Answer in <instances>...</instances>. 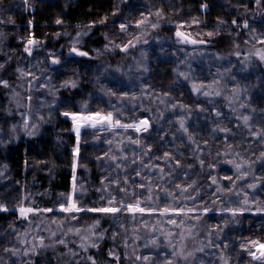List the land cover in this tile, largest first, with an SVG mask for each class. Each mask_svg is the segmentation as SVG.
Wrapping results in <instances>:
<instances>
[{"label": "trees", "instance_id": "obj_1", "mask_svg": "<svg viewBox=\"0 0 264 264\" xmlns=\"http://www.w3.org/2000/svg\"><path fill=\"white\" fill-rule=\"evenodd\" d=\"M160 1L177 24L197 18L218 32L204 45L173 43L155 55L157 36L172 39L170 17L131 39L132 25L112 21L114 0H0V206L8 209L0 211V264H264L252 255L264 242V43L254 45L248 28L264 29V0ZM74 47L87 55H72ZM144 49V75L119 84ZM222 62L232 67L221 72ZM237 64L246 72L257 64L254 88L231 81ZM85 105L122 124L146 118L148 131L114 125L97 140L82 130L73 171L77 140L62 113ZM113 154L127 156V167L113 168ZM73 177L82 184L78 205L105 206L112 193L113 206L138 202L145 212H59L74 199ZM235 208L249 210L232 216Z\"/></svg>", "mask_w": 264, "mask_h": 264}, {"label": "rangeland", "instance_id": "obj_2", "mask_svg": "<svg viewBox=\"0 0 264 264\" xmlns=\"http://www.w3.org/2000/svg\"><path fill=\"white\" fill-rule=\"evenodd\" d=\"M26 0H19V6H21L22 2H25ZM66 2V0H64ZM168 1L170 2V0H163L162 2ZM70 2V1H69ZM115 4H116V12L112 18L113 23H118V24H123L121 22H126L128 23V25H132V27L130 28V32H131V39L133 38H140L142 36H144V34L146 33V31H148L149 29L152 28H159L163 25L162 20L164 17V20H168V18L170 17L169 20H171V23L169 24L170 29L173 31V35H172V39L170 41V39H166V38H161V37H156L155 41H156V46H153V50H154V54L158 55V54H167L169 53L168 50H172L173 49V43L178 44V45H183V46H187V47H198L200 45H204L206 42L205 40L208 38H211L212 36H214V34H216L218 31H215V29L211 28L210 30H205L203 25H201V21L197 18H188L185 19L184 22H181L179 20V23H176V20H172L171 16L177 15V13L171 12V10L169 9L168 11H166V9H160L161 8V1L160 0H114ZM241 0H239L238 3H240ZM18 4V3H17ZM13 7L15 8V6L13 5ZM171 16H170V15ZM179 19H184L183 17H180V15L178 16ZM133 23V24H132ZM166 24V23H165ZM125 30L127 29V26H125ZM121 30V26L119 27ZM248 28H250L252 31L255 32V36H252V41L254 43V45H258L259 43H261V40H264V29H258L255 30L253 27L248 26ZM129 29V28H128ZM127 29V31H128ZM217 30H224V29H218V27H216ZM126 31V33H127ZM179 31L181 33V35L179 37H177L176 32ZM215 31V32H214ZM109 41H111V36H109ZM29 41V40H28ZM28 41L25 42L26 45L28 44ZM76 41H72L71 45L75 44ZM30 46V45H29ZM31 49L33 48H39L37 47V43L34 41V45L30 46ZM172 47V48H170ZM152 48V47H150ZM41 49V47H40ZM73 48H70V53L72 55H76L75 53L72 52ZM39 50V49H38ZM149 53H147V51L144 49L143 51H139L138 56L136 59H134L132 66L130 65L129 69L131 68V72L129 75H127L126 73L124 74V78L122 77V79H119L118 82L121 85L124 86H130L132 80H136L138 79V77L140 76V78L144 75L142 73V70H144L147 67V60L149 59ZM207 56H204L202 58H205V61L210 65L213 64V59L211 54L207 53ZM78 56V55H76ZM180 60L178 61V63H180V61L182 60V58H179ZM35 63L36 61H32L29 62L28 64V71H33V69L35 68ZM257 64H255V69L253 67L250 66V68H252V70L250 72H252V74H250L249 70L248 72H246L244 69V66L237 64L234 66V69L232 71V75H231V81L235 83L236 86L239 87H247V85L250 84V86L252 88H254L255 85H257V81H260L262 79V77H260L259 75V69L256 66ZM220 68H221V72H225L227 71L229 68L232 67V64L230 62H222L220 63ZM249 66V65H248ZM88 75L90 74V71H87ZM139 72V73H137ZM194 75H196L197 70H193ZM139 75V76H138ZM253 78V81H251V79ZM106 79L109 80H113V81H117L116 77L113 76H107ZM250 95L248 94L246 97V100H249ZM252 110V109H251ZM240 112V110H239ZM239 115L237 116H241L242 114H248V110L247 111H241V113H238ZM242 118V116H241ZM68 119V118H67ZM70 120V119H69ZM143 120H147L146 118L140 119V120H136L134 121L131 125L136 126V122H141ZM148 121V120H147ZM71 122V132L72 134L75 136L76 140V134L74 131V124L73 122L70 120ZM149 124V122H148ZM131 129H134V127H130ZM143 131V127L141 126V131ZM76 147L74 148V153H75ZM72 194H70L68 196L72 198L71 196ZM57 211H59V208H57ZM60 212V211H59ZM175 212V211H174Z\"/></svg>", "mask_w": 264, "mask_h": 264}, {"label": "snow or ice", "instance_id": "obj_3", "mask_svg": "<svg viewBox=\"0 0 264 264\" xmlns=\"http://www.w3.org/2000/svg\"><path fill=\"white\" fill-rule=\"evenodd\" d=\"M57 23H60V21H57ZM235 23V22H233ZM245 27H247V25H245ZM121 30H125V26L121 25ZM177 37H179L181 35V33L179 31L176 32ZM261 43H264V40L260 41ZM28 44L34 45V41L33 40H29ZM134 46V45H133ZM25 52H27L29 55L31 54L30 48L26 47L25 48ZM72 52L75 53L78 56H85L87 55V53L82 52V51H78L75 47L72 49ZM261 59H264V55L261 56ZM53 64H58L59 60L53 59L52 60ZM7 86V85H5ZM62 115L65 118L70 119L73 124H74V131L77 137V148L75 150V155H77V161H74V165H73V171H75V167L76 164L79 162L78 161V153H79V139L81 136V132L82 130H91L93 136L99 140V133L100 132H107L110 128H112L114 125L119 128V129H128L130 127H134V130L136 132H140L141 131V127H135L133 125H129L127 123H121V121L117 118L114 120L113 117V113L112 112H107L106 114L101 113V112H93L87 109V106L85 105L82 110L80 112H63ZM246 119V118H245ZM142 127H143V131L147 132L149 125H148V121L147 120H143L140 122ZM181 128H184V124L183 122H181L180 124ZM31 134V133H29ZM133 143H138V140H133ZM104 143L108 144L110 147L108 150L105 151V155L108 154V151H112V145H113V141L111 138H107L104 140ZM116 151H122V149H117ZM167 155V154H166ZM98 159H102V157H98ZM128 157L127 156H116L115 154H113V156L110 158V165L115 168V169H122V168H126L127 165H123L122 163H120V161L122 160H127ZM131 163L135 164L137 163V161L135 159H132ZM203 164V161L201 162ZM101 167H104L103 164L100 165ZM136 176L137 177H141L144 178L142 176V173L139 171H136ZM105 179H107V177H105ZM215 182V181H213ZM109 183H114V181H109ZM77 187L82 188V184H80V182L75 180V177H73V189H74V199L69 197L66 198L59 206V211L62 213H71V214H76V213H80V212H89V213H103V214H111L113 216H115L116 214H122L124 209H127L129 214H132L133 217L135 216L136 213H144L145 212V208L141 207L139 205V203L137 202L136 204H123L121 202V205L119 207L113 206L114 202L116 201V195H113L112 193H109L107 196V204L105 206H99V207H85L83 205H78V201L82 199L83 197V191H81L78 195L75 194V189ZM119 191H127V189L123 186V185H117ZM177 187H179V185H177ZM140 188L143 189L144 185L141 184ZM98 191L101 192V197L100 199H105L104 197V192L106 191V189H98ZM118 195V193H117ZM140 197H137V201H139ZM248 201L244 200V204L248 205ZM8 209L6 207H2L0 206V211H7ZM249 210L247 208H235V209H230L229 211L231 212L232 216H236V215H243V213ZM20 213H32L34 211H38V210H34L32 208H26V207H21L19 209ZM44 211L47 212H52L53 209L52 208H48L45 209ZM165 211H168L167 209H165ZM256 211H261V209H256ZM25 219H27V217H24ZM78 217L76 215H72L70 217V219H77ZM172 223H176V221H171ZM99 221H96V224H98ZM95 227V225H93V228ZM89 231H92V229L90 228ZM41 241L43 238H40ZM58 243H65L64 240H59ZM256 243V242H253ZM89 246L94 247L95 246V241H93V243ZM258 250L260 251V257H264V243H258L257 244ZM252 255L254 256V258L259 259V257H255V253H252Z\"/></svg>", "mask_w": 264, "mask_h": 264}, {"label": "crops", "instance_id": "obj_4", "mask_svg": "<svg viewBox=\"0 0 264 264\" xmlns=\"http://www.w3.org/2000/svg\"><path fill=\"white\" fill-rule=\"evenodd\" d=\"M258 243H264V242H258ZM257 243V244H258ZM257 244L255 245V257H259V259L254 258L257 261L264 262V257H260V251L258 250Z\"/></svg>", "mask_w": 264, "mask_h": 264}, {"label": "bare ground", "instance_id": "obj_5", "mask_svg": "<svg viewBox=\"0 0 264 264\" xmlns=\"http://www.w3.org/2000/svg\"><path fill=\"white\" fill-rule=\"evenodd\" d=\"M136 126H138V127H141L142 126L141 123H140V121L139 122H136Z\"/></svg>", "mask_w": 264, "mask_h": 264}]
</instances>
